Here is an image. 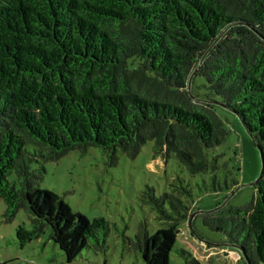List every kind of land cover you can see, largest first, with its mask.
Listing matches in <instances>:
<instances>
[{
  "label": "trees",
  "instance_id": "1",
  "mask_svg": "<svg viewBox=\"0 0 264 264\" xmlns=\"http://www.w3.org/2000/svg\"><path fill=\"white\" fill-rule=\"evenodd\" d=\"M197 77L202 99L192 94ZM215 98L261 147L263 172L252 202L199 215L249 264L264 263V0H0V198L8 222L20 211L30 219L16 231L20 245L46 236L68 263L105 251L108 222L43 191V165L91 147L116 165L152 142L191 174L209 171V151L228 136ZM188 197L183 186L153 191L167 226L139 231L144 264H170L193 213Z\"/></svg>",
  "mask_w": 264,
  "mask_h": 264
},
{
  "label": "rangeland",
  "instance_id": "2",
  "mask_svg": "<svg viewBox=\"0 0 264 264\" xmlns=\"http://www.w3.org/2000/svg\"><path fill=\"white\" fill-rule=\"evenodd\" d=\"M205 84L202 77L194 79L192 94L197 99L207 94ZM212 104L228 136L221 146L209 151V171L191 174L176 156H156L152 142L142 148L136 159L119 153L116 165H110L106 153L97 147H91L85 155L71 151L59 162L43 165V191L62 198L73 214L108 222L105 251L96 253L87 248L75 262L68 263L46 236L21 246L16 231L21 226L31 229L30 219L20 211L8 222L6 204L0 198V260L7 264H144L136 248L139 231L146 228L153 235L167 226L154 209L152 193L161 198L183 186L193 196L186 201L193 209L191 218L196 215L192 226L190 218L179 229L170 264L185 263L181 251L199 264H248L238 250L226 245L225 235L204 225L199 214L217 211L224 204L236 208L252 202L257 195L253 183L263 168L262 157L237 116L222 107L217 98ZM32 168L38 169L39 165L33 164Z\"/></svg>",
  "mask_w": 264,
  "mask_h": 264
},
{
  "label": "water",
  "instance_id": "3",
  "mask_svg": "<svg viewBox=\"0 0 264 264\" xmlns=\"http://www.w3.org/2000/svg\"><path fill=\"white\" fill-rule=\"evenodd\" d=\"M194 74H195V73H194ZM191 83H192V79L190 80V84H189V86H188V90H189V92L191 91ZM190 95L193 96V95L191 94V92H190ZM258 148H259V150H260V152H261V147L258 146ZM262 172H263V168H262ZM262 172H261L260 177H259V178L253 183L254 186L257 185L258 181H259L260 178L262 177ZM225 206H226V204H224L221 208H223V207H225ZM195 215H196V214H194V216H195ZM194 216H192V218H191V220H190V225L192 224V220H193V217H194ZM191 226H192V225H191ZM191 228H193V227H191ZM226 245H228L229 247H232V248L238 250V251L242 254L243 258L247 261V257H246V255H245V253H244V250H243L241 247L236 246V245H231V244H226ZM247 263H248V261H247ZM248 264H249V263H248Z\"/></svg>",
  "mask_w": 264,
  "mask_h": 264
},
{
  "label": "flooded vegetation",
  "instance_id": "4",
  "mask_svg": "<svg viewBox=\"0 0 264 264\" xmlns=\"http://www.w3.org/2000/svg\"><path fill=\"white\" fill-rule=\"evenodd\" d=\"M236 187H238V184L236 185Z\"/></svg>",
  "mask_w": 264,
  "mask_h": 264
}]
</instances>
